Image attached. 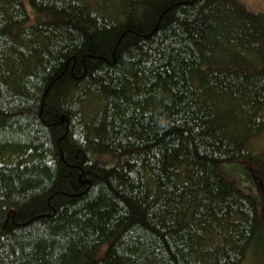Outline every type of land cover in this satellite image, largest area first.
Wrapping results in <instances>:
<instances>
[{"label":"trees","instance_id":"1","mask_svg":"<svg viewBox=\"0 0 264 264\" xmlns=\"http://www.w3.org/2000/svg\"><path fill=\"white\" fill-rule=\"evenodd\" d=\"M28 4L32 21L23 0H0V264L253 257L264 208L219 167L264 180V12Z\"/></svg>","mask_w":264,"mask_h":264},{"label":"rangeland","instance_id":"2","mask_svg":"<svg viewBox=\"0 0 264 264\" xmlns=\"http://www.w3.org/2000/svg\"><path fill=\"white\" fill-rule=\"evenodd\" d=\"M240 1L248 6V8L252 11L264 12V0ZM23 2L26 11L30 14V20L32 21L33 14L30 10L28 0H23ZM219 171L226 179L234 182L244 194L250 195L256 202V205H258L259 211H262L264 208V180H255L254 176L247 170L245 164L239 162H224L220 165ZM107 246V244H104L97 248V250L91 254L92 258L98 259L101 257ZM251 251L250 255L253 257H250L248 253V257L243 264H264V246H261V249H257V252H254L253 249Z\"/></svg>","mask_w":264,"mask_h":264}]
</instances>
